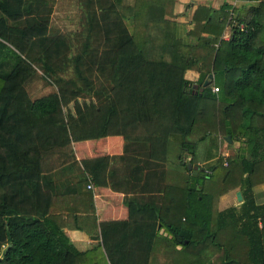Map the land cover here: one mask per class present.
Wrapping results in <instances>:
<instances>
[{
	"label": "trees",
	"instance_id": "obj_1",
	"mask_svg": "<svg viewBox=\"0 0 264 264\" xmlns=\"http://www.w3.org/2000/svg\"><path fill=\"white\" fill-rule=\"evenodd\" d=\"M52 4L0 0V264H148L158 224L173 248L192 252L183 264H264V202H256L252 191L264 181V0L229 20L225 3L209 9L186 42L176 35L175 20L147 17L137 4L133 32L121 19L102 15L99 22L88 13L72 34L51 32ZM226 21L230 34L223 38ZM69 68L73 76L65 78L61 73ZM187 69L198 72L195 80L185 76ZM39 78L53 84L51 91L32 92ZM93 81L97 101L67 124L62 106L89 93ZM201 120L206 132L215 129L238 142L234 154L218 155L213 163L226 169L223 181L233 176L218 194L238 185V205L213 216L211 193L189 182L186 196L172 200L183 206L167 214L172 219L159 206L129 198L126 219L101 222V244L79 250L69 240L61 216L71 210L57 211L56 201L88 197L81 189L86 173L101 186L107 166L98 156L83 158L81 167L71 140L121 135L125 150L134 142L148 144L141 153L158 166L175 139L193 163L206 133L188 136ZM138 214L151 219L141 221Z\"/></svg>",
	"mask_w": 264,
	"mask_h": 264
},
{
	"label": "crops",
	"instance_id": "obj_2",
	"mask_svg": "<svg viewBox=\"0 0 264 264\" xmlns=\"http://www.w3.org/2000/svg\"><path fill=\"white\" fill-rule=\"evenodd\" d=\"M51 1L53 4L48 27L51 32H74L75 28L78 29L79 26L77 25L81 19H84L86 13L98 18L99 22H101L100 18L102 15H108V20L121 19L129 32H133L134 8L135 4H137L143 7V13L147 17L175 20L177 23L176 35L186 42L189 40L187 32L192 28L194 23L203 22L208 17L209 9H219L225 3L229 17L230 13L234 16V12H245L250 4L258 0H120L117 3L113 2V0ZM229 34V23L226 21L220 36L227 38ZM39 72L41 71L39 70ZM185 76L191 80H195L198 72L193 69H187ZM92 84V89H90L87 97L88 105L95 103L94 101L97 98L94 93L97 81H93ZM212 87L213 85L211 86V90ZM79 97L81 96H77L76 99ZM76 99L74 98L62 106L64 119L67 124L83 109L76 111L73 105ZM224 136L219 133L216 135L215 141L209 140L210 142H208L206 138L197 141L195 151L193 152L194 161L191 163V167L187 168L184 167V164L187 165L189 158L193 157V155L187 149L181 150L180 148H175L173 152V139L167 145L166 159H164L162 165L158 166L155 164V158L147 153H141V149L143 151L148 150V144L147 146H143V143L134 142L130 150H125V140L121 135H107L94 140H71L70 147L72 153L81 167H83L81 163L83 158L93 159L98 156H104L103 159L107 166L102 173L105 183L101 186H96L89 173H86V184L82 185L81 189L84 190L82 192H85V190L88 192V197L78 200L72 195H66L63 199L56 201L55 206L57 211L60 210V207H70L71 212L74 213L73 216L69 215L71 214L70 211H66L61 216L64 220L63 230L69 240L79 250H85L98 243L101 244V222L126 219L128 207L125 202L129 198L138 197L139 200L143 199L154 206H159L160 213L163 214L164 218L172 219L166 218L171 210L173 211L177 208V204L173 203L172 200L174 197H178V195L181 197L183 195L186 196V187L193 179L189 175L199 177L200 173H205L203 169L208 167L211 170L209 176H212L215 168L213 164L215 158L218 155H232L235 153L237 141H228L227 146H225L221 143V137ZM203 141L206 144L202 148V153H200V150H197ZM55 156V154L51 156L52 160H54ZM66 160L68 161L67 158ZM89 180H91L92 186H88L87 190ZM193 183L197 184V182ZM237 190L240 191L239 186L234 185V187L229 186L226 191L217 194L215 200L213 199L212 202L213 216L220 209L239 204L241 198H237ZM252 191L256 202H264V181L258 180L252 186ZM182 208L183 206H180L177 209ZM142 215L138 214L137 216L141 217ZM141 219H143L141 221H147L151 218L141 217ZM181 219H183V216H181ZM258 223L261 225L260 221ZM157 228L158 235L155 237L148 264H158L155 263L156 261H152L156 241H164L163 243L167 246L165 242H167L169 235L159 224ZM232 238L231 235L225 237L223 233H219V239L223 241L226 239L229 242L232 241ZM167 247L173 248L172 246ZM179 249V246L173 248V250Z\"/></svg>",
	"mask_w": 264,
	"mask_h": 264
},
{
	"label": "rangeland",
	"instance_id": "obj_3",
	"mask_svg": "<svg viewBox=\"0 0 264 264\" xmlns=\"http://www.w3.org/2000/svg\"><path fill=\"white\" fill-rule=\"evenodd\" d=\"M84 20L79 21V24L77 23L78 24L77 26H80L82 24V22H85ZM76 22H77V19H76ZM75 30H77V29L75 28ZM70 34H72V32ZM73 43L75 46V40H73ZM76 43H77V41H76ZM61 75L64 76L65 78H67L69 76H73L72 69L69 68L68 70L62 72ZM51 85H53V84H51ZM51 85L47 84V82H43L40 78L36 79L31 83L32 92H35V93L37 92V94L47 93V92L51 91ZM80 96L81 97H79L78 99L75 98L76 100H75V103L73 104L76 108V111H79L80 109L88 106V98H87L88 92L85 91V92L81 93ZM96 99L94 102L97 101ZM207 115L210 116V114H207ZM201 122L203 123V121L201 120L200 123L198 122L195 124L194 129H193L192 133L188 136V138L189 139H197L201 135H203V133H206L205 138L207 139L208 142L215 141L216 140V133H215L216 130L213 129L212 131L210 130V132L209 131L206 132V129H205L206 127H204V125ZM221 143L223 145L227 146L228 140H226L224 137H221ZM172 144H173L172 145V147H173L172 151L173 152H174L175 148L179 149V144L175 139H173ZM205 144H206L205 141H203L200 144V146L198 147L197 151L200 150V153H202V148H204ZM222 156L224 157L225 155H222ZM223 160H225L226 164H227V159L223 158ZM225 171H226V169L223 166H221L220 164H218L214 168L212 176H207V178L205 180H203L201 177H198L196 179H192L191 184H194L193 182H197L199 184H202L203 185L202 188H204V190L206 192L211 193V195L213 196V199L215 200V198H216L217 194L220 192V190L224 189L225 187H227L230 184V182H232L233 176H231L230 178H228L225 181H223L221 179ZM163 242L162 241H156L154 254H153V258H152V261H154V262L156 261L155 263H158V264H183L184 262H187L190 259V255H192L191 251H189V250H187V251L173 250V248L167 247V246L171 247V245L169 243L165 242L167 244V246H166Z\"/></svg>",
	"mask_w": 264,
	"mask_h": 264
},
{
	"label": "water",
	"instance_id": "obj_4",
	"mask_svg": "<svg viewBox=\"0 0 264 264\" xmlns=\"http://www.w3.org/2000/svg\"><path fill=\"white\" fill-rule=\"evenodd\" d=\"M211 77H212V75H210V78L205 79L202 85L203 86L206 85L209 82V80L211 79ZM224 137H225L226 140L231 141V138H230L229 134H226ZM187 167H191V163L190 162L187 163ZM236 196H237L238 199L241 198L239 190L236 191Z\"/></svg>",
	"mask_w": 264,
	"mask_h": 264
},
{
	"label": "built area",
	"instance_id": "obj_5",
	"mask_svg": "<svg viewBox=\"0 0 264 264\" xmlns=\"http://www.w3.org/2000/svg\"><path fill=\"white\" fill-rule=\"evenodd\" d=\"M231 18H232V13L229 14L228 20L231 19ZM238 25H239V27H242V24H238ZM212 90L213 91H216L217 90V86H213L212 87ZM223 163H226V161L224 160ZM203 170H204L205 173H210V171H211L210 168H208V167L207 168H204ZM88 186H90V187L92 186L91 180H89V182L87 184V187Z\"/></svg>",
	"mask_w": 264,
	"mask_h": 264
}]
</instances>
